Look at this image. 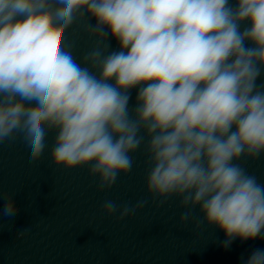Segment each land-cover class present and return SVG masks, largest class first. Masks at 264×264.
I'll use <instances>...</instances> for the list:
<instances>
[{"label":"clouds","instance_id":"clouds-1","mask_svg":"<svg viewBox=\"0 0 264 264\" xmlns=\"http://www.w3.org/2000/svg\"><path fill=\"white\" fill-rule=\"evenodd\" d=\"M78 22L95 41L79 61ZM262 74L264 0H0V142L22 133L36 162L54 132L53 165L90 166L103 191L147 139L148 193L179 198L181 224L198 208L225 249L264 240V184L239 163L264 153ZM17 211L8 195L2 214ZM241 260L264 264V248Z\"/></svg>","mask_w":264,"mask_h":264}]
</instances>
